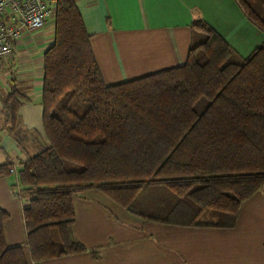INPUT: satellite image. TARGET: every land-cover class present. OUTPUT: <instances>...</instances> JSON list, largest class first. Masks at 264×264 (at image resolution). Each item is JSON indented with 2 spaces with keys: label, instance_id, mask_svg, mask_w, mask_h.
Here are the masks:
<instances>
[{
  "label": "trees",
  "instance_id": "trees-1",
  "mask_svg": "<svg viewBox=\"0 0 264 264\" xmlns=\"http://www.w3.org/2000/svg\"><path fill=\"white\" fill-rule=\"evenodd\" d=\"M235 1L264 31V0ZM55 7L41 57L47 145L17 170L30 260L85 250L72 207L91 189L144 220L234 226L240 204L264 187V43L240 57L196 20L183 64L109 85L75 0ZM22 98L0 94V130L14 131ZM11 166L0 164V176ZM7 218L0 209V264H29L21 245L5 244Z\"/></svg>",
  "mask_w": 264,
  "mask_h": 264
},
{
  "label": "crops",
  "instance_id": "crops-1",
  "mask_svg": "<svg viewBox=\"0 0 264 264\" xmlns=\"http://www.w3.org/2000/svg\"><path fill=\"white\" fill-rule=\"evenodd\" d=\"M93 56L106 84L183 64L191 24L201 20L240 57L264 43L235 0H75ZM53 25L27 33L0 64V94L12 88L20 99L13 132L0 130V164L16 170L47 145L41 105L42 54ZM1 109V108H0ZM3 126V125H0ZM17 175L0 176V209L7 246L21 245L29 264H264V187L244 200L230 228L164 224L144 220L96 189L73 197V237L85 250L34 263L26 248L21 186Z\"/></svg>",
  "mask_w": 264,
  "mask_h": 264
},
{
  "label": "built area",
  "instance_id": "built-area-1",
  "mask_svg": "<svg viewBox=\"0 0 264 264\" xmlns=\"http://www.w3.org/2000/svg\"><path fill=\"white\" fill-rule=\"evenodd\" d=\"M56 0H0V64L27 33L40 32L55 14ZM7 173L17 175L11 166Z\"/></svg>",
  "mask_w": 264,
  "mask_h": 264
},
{
  "label": "rangeland",
  "instance_id": "rangeland-1",
  "mask_svg": "<svg viewBox=\"0 0 264 264\" xmlns=\"http://www.w3.org/2000/svg\"><path fill=\"white\" fill-rule=\"evenodd\" d=\"M51 23H52V22H51V21H49V22H48V25H46V26H50V25H51ZM46 26H45V27H46ZM0 108H1V105H0ZM0 116H1V115H0ZM0 121H2V119H1V118H0ZM41 148H42V147H38V148H37V151H38V150H41Z\"/></svg>",
  "mask_w": 264,
  "mask_h": 264
}]
</instances>
